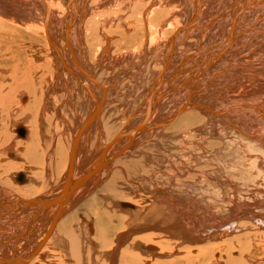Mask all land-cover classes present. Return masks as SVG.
Here are the masks:
<instances>
[{"label":"bare ground","instance_id":"6f19581e","mask_svg":"<svg viewBox=\"0 0 264 264\" xmlns=\"http://www.w3.org/2000/svg\"><path fill=\"white\" fill-rule=\"evenodd\" d=\"M0 264H264V0H0Z\"/></svg>","mask_w":264,"mask_h":264},{"label":"rangeland","instance_id":"374dc122","mask_svg":"<svg viewBox=\"0 0 264 264\" xmlns=\"http://www.w3.org/2000/svg\"><path fill=\"white\" fill-rule=\"evenodd\" d=\"M35 181V180H34ZM35 184H36V181H35ZM20 185H23V183L22 184H20ZM37 185V184H36Z\"/></svg>","mask_w":264,"mask_h":264}]
</instances>
